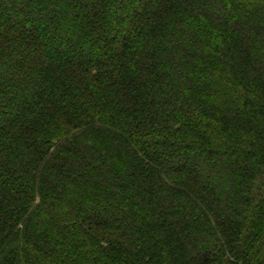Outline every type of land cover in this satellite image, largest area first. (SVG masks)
<instances>
[{"label": "trees", "instance_id": "obj_1", "mask_svg": "<svg viewBox=\"0 0 264 264\" xmlns=\"http://www.w3.org/2000/svg\"><path fill=\"white\" fill-rule=\"evenodd\" d=\"M28 1L0 22V264H264V0Z\"/></svg>", "mask_w": 264, "mask_h": 264}, {"label": "rangeland", "instance_id": "obj_2", "mask_svg": "<svg viewBox=\"0 0 264 264\" xmlns=\"http://www.w3.org/2000/svg\"><path fill=\"white\" fill-rule=\"evenodd\" d=\"M26 2H29V1L28 0H8L7 3H5L6 9H4V10H6V11H3L1 8V4L4 3V0H0V8H1L0 9V22L5 21L6 19H12V20L18 19L19 18V15H18L19 13L17 12L18 8L23 7ZM50 6H51V4L47 5V3L44 2V0H40L39 2L38 1L34 2L32 5V8H36V9L38 7L42 8L44 16H48L50 14V10H49ZM52 6L54 7L56 14H59V13H61V15L65 14L66 18H67V16H69V18L66 19V22L68 21V19H69V22L74 20V17H73L74 13L71 14V13H69V11H65L66 10L65 6H63L62 4H60V3L57 4L59 10L55 9V7H56L55 4ZM2 14H5V15H2ZM2 16H4L6 19L3 18ZM44 16L38 15L35 19H31V20L28 19L26 21H23V24L27 29H32L34 22L37 23V22H41V21L43 22L44 21L43 20ZM43 25L46 26L45 21H44ZM74 25L77 26V24H75V23H74ZM59 32L61 34V37H69V35L67 33L66 23H64V24L62 23L61 28L59 29ZM123 33H124V31H123ZM80 34H81V32L79 31V28H77L75 31V34L71 35L70 37L75 42L76 40L79 39ZM47 37H49V36H47ZM48 41L49 42H56V39L48 38ZM74 44L76 45L77 42ZM10 80H12V79L8 78L7 80H4L3 78H1L0 79V83H1L0 85H4V84L6 85L5 81L8 82ZM25 82H27V83L32 82L33 85L35 83V81H33L32 79H25L22 77H21V80L18 82H15V83L12 81L10 82L12 84V86H14L15 91L19 92L18 95L21 96L19 98H23L24 95L28 96V94H26L24 92V83ZM10 103H12V102H11V98L9 96L0 97V111L5 110V108H7L9 110V106L11 105ZM10 111L12 113L14 112L15 114H17L18 113V106L12 107V110H10ZM0 116H1L0 117L1 122L5 123V122L9 121V115H7V112H1ZM196 169H198V167Z\"/></svg>", "mask_w": 264, "mask_h": 264}]
</instances>
